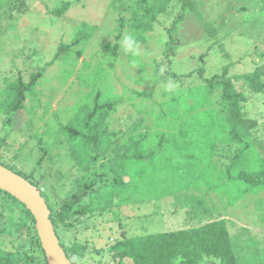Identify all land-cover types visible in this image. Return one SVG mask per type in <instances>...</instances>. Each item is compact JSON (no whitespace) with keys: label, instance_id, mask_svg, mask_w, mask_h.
<instances>
[{"label":"trees","instance_id":"obj_1","mask_svg":"<svg viewBox=\"0 0 264 264\" xmlns=\"http://www.w3.org/2000/svg\"><path fill=\"white\" fill-rule=\"evenodd\" d=\"M41 1L48 5L46 0ZM186 1L123 0L116 4L118 14L128 11L130 16L122 15L116 20L114 41H118L103 45L102 52L111 60L117 58V43L124 31L128 30L133 39L138 34L142 37L146 29L152 30L159 24L158 14L169 13L176 2H181L178 16H183L188 9ZM70 4L69 0H60L48 11L60 16ZM248 6L237 9L247 13L241 18L243 22L250 19L247 16L257 15L250 14ZM28 9L29 0H0V15L8 14L9 20L0 24V30L10 27V21ZM95 29V23L80 20L69 38L58 41L51 55L30 47L26 55L21 51L25 58L18 60L17 71L10 68L11 77L8 71L0 70L3 82L0 126L4 131L0 146H13L9 136L17 138L28 133L33 139L31 145L28 143L31 149L41 150L42 155L34 157L31 172L16 173L40 190L70 263L85 264L88 252L101 251L91 248L87 238L76 237L79 227L82 230L93 227L98 216L108 215L110 220H118L120 204L173 196L178 205L176 213L181 214L183 210L185 226L144 233L148 227L141 224L143 232L136 235H128L129 229L120 226L121 236L108 234L112 242L104 247L112 259L117 257L118 264L126 258L131 264H264L261 254L264 245L259 247V242L251 237L243 238L244 251L251 252L255 260L243 261L236 254L235 234H230L228 228L231 221L221 216L214 201L218 199L223 208L230 207L258 185L264 188V156L251 134L244 111L250 100L248 93H264V63L243 73L230 74L225 65L220 72L209 76H204L201 69L176 74L166 67L175 46V39L167 35L156 41L160 50L154 49L157 55L149 57V63L143 61L146 56L140 51L143 65L132 78L137 84L131 87L123 84L119 91L107 70L103 73L84 59L78 64ZM170 32L165 29V33ZM256 48L254 44L253 49ZM260 53L264 56V49ZM3 54L0 44V58ZM53 63L60 64L57 73L61 81L73 76L76 83L87 88L79 89L74 105L62 107L69 112L66 123L55 117L49 122L43 121L42 130L34 132L50 105L51 97L48 99L40 92L39 83ZM77 65L83 69L79 75L74 71ZM22 66L24 72L18 68ZM146 66L152 79L148 88H139L137 85L144 82ZM188 79L196 83L184 84ZM54 87L50 85V92ZM217 90L216 99H211ZM147 105L151 106L150 113L142 108ZM18 110L25 112L26 120L15 133L10 126ZM232 143L238 149L232 154L231 162L221 166L223 152ZM261 146L264 147V142ZM24 147L25 141H22L14 150L20 152ZM214 213L219 217L212 218ZM34 223L25 205L0 189V264H47ZM112 227L109 229L117 232Z\"/></svg>","mask_w":264,"mask_h":264},{"label":"rangeland","instance_id":"obj_2","mask_svg":"<svg viewBox=\"0 0 264 264\" xmlns=\"http://www.w3.org/2000/svg\"><path fill=\"white\" fill-rule=\"evenodd\" d=\"M69 1L71 4L66 12L56 16L49 13L48 10L58 4L60 0H46L48 5H45L41 0H29L28 11L21 14L16 20L10 21V27L0 30V44L5 53L0 58V70L4 73L8 71L7 75L11 77L10 68L13 71L15 65L19 66L18 60L25 58V55L30 52V47L39 53L42 51L44 55H51L58 41L69 38L76 24L80 20H86L95 23L96 29L83 54L85 56L79 58L78 64L84 59L90 61V65L94 67L98 66L103 73L107 70L115 79L119 91H121V85L123 84L130 87L137 84H134L132 78L139 70V66L143 65L142 60H140L139 55L125 53L121 46L125 34L130 35V33H127L128 30L124 31L121 41L117 43V58L111 60L108 55L102 52L103 45L107 43L114 44L118 41H114L116 20L122 15L130 16L128 11H123L124 14H118L119 11L117 12L114 8L116 4L123 3V0ZM180 3L176 2L169 13L163 14L162 12L158 14L159 24L156 23L152 30L146 29L142 37L140 34H136L137 37L134 38V43L138 47L139 53L141 51L146 56L143 58L145 63H149V57L154 58L157 55L154 49L155 51L160 50L159 42L156 41L162 40L167 35L175 39V46L173 47V53L170 54L171 62L166 67L176 74L201 69L204 76H209L220 72V69L225 65L230 74L243 73L264 63V56L260 53L264 49V14H261L264 13V0H187L188 9L186 8L187 10L183 16H178L182 9ZM241 5H249V13H257V18L249 15L247 18L250 19L243 22L241 18L247 13L237 10ZM7 15H0V24L9 22ZM175 20L173 28L168 29L171 22L173 23ZM165 29L166 31L170 30V34L165 33ZM139 38L140 40H138ZM254 44L257 47L256 49H253ZM21 51L25 55L22 56ZM202 54L203 58H201ZM18 68H21L23 72L25 71L24 66ZM59 69L60 64L53 63L52 71L49 72L46 69L45 78L39 83L41 85H39L40 92L45 93V97H48V99L51 97V100L42 120L36 125H43V121L49 122L55 117H57V121L60 118L61 123H66L69 112L62 109V107L69 108L74 105V100L79 95V89L86 90L87 88V85L76 83V78L73 76L61 81L57 73ZM82 70L79 65L74 69L76 75H79ZM149 71L150 68L147 67L145 69L146 74L143 77L145 83L141 80L143 84L139 83L137 87L148 88L147 84L152 79ZM189 80H185L186 83L184 84L196 83V81L189 82ZM239 81H235V83ZM0 85H3L1 79ZM50 85L55 86L53 92L48 89ZM162 87L161 85L160 88ZM218 91L213 94L214 96L211 99H216L215 95H218ZM248 95L250 96L249 105H246L244 111L248 117L249 127L252 128L251 134L256 139L259 151L264 156V147H260L261 142H264V93H255V95L254 93H248ZM159 98H162L161 95H159ZM144 102L149 103V100L145 99ZM150 107L149 105L142 106L144 111L146 110L148 113L151 111ZM127 109L131 110L130 108ZM36 114H39V111ZM25 120V112L18 110L14 114L10 129L15 133L18 132V129L25 125ZM42 128L43 126H40L38 129L34 128L33 131L40 132ZM140 128L145 127L141 126ZM3 136L4 131L0 126V138ZM32 140L31 134L28 133L17 138L12 135L9 136L8 141L14 147H17L22 141H25V147L19 152L14 150L13 146H0V163L15 172H19V170L20 173L21 171L31 172L34 157L42 155L41 150L31 149ZM227 147L220 159L221 166L228 165L231 162L232 154L238 149L236 143H232ZM214 201L223 214L221 216L231 221V223L228 222V228L230 234H235L233 244L236 254L243 261L252 262L255 259L251 256V252L245 253L246 241L243 238H253L259 242V247L264 245V188L261 184L258 185L256 189L246 192L230 207L223 208L218 199ZM176 203L174 197L170 196L158 201L120 204L117 207L119 221L110 220L108 215L105 217L98 216L94 219L93 227H87L86 230L79 227L75 232L76 237L78 239L87 238L90 241L91 248L101 250L100 253H96L93 249L88 252L84 257L85 264H118V258L112 259L109 255L111 254L110 251L104 250V247L112 242L111 238H107L108 234L121 236L122 228L120 226H126L129 229L128 235L141 234L143 232L140 229L141 224L148 227L144 230V233L184 227L186 223L182 221L183 210H181V214L176 213L178 212ZM108 210L110 211L111 208H108ZM217 215V213H214L212 218L219 217ZM200 221L194 220L193 222ZM109 226H113V230L117 228V232H112ZM242 228H246L247 231ZM261 254L264 255V248H262ZM121 264L131 263L126 258Z\"/></svg>","mask_w":264,"mask_h":264},{"label":"water","instance_id":"obj_3","mask_svg":"<svg viewBox=\"0 0 264 264\" xmlns=\"http://www.w3.org/2000/svg\"><path fill=\"white\" fill-rule=\"evenodd\" d=\"M0 189L10 193L31 212L47 264H71L61 247L40 190L20 174L0 163Z\"/></svg>","mask_w":264,"mask_h":264},{"label":"clouds","instance_id":"obj_4","mask_svg":"<svg viewBox=\"0 0 264 264\" xmlns=\"http://www.w3.org/2000/svg\"><path fill=\"white\" fill-rule=\"evenodd\" d=\"M125 53H132L133 55H139V50L136 44L134 43V39L131 35H126L121 44Z\"/></svg>","mask_w":264,"mask_h":264}]
</instances>
